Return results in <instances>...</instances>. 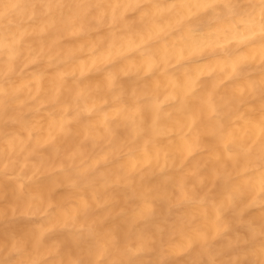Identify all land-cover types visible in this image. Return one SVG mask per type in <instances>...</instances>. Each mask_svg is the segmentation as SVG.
Listing matches in <instances>:
<instances>
[{
    "label": "clouds",
    "instance_id": "9594fccd",
    "mask_svg": "<svg viewBox=\"0 0 264 264\" xmlns=\"http://www.w3.org/2000/svg\"><path fill=\"white\" fill-rule=\"evenodd\" d=\"M0 264H264V0H0Z\"/></svg>",
    "mask_w": 264,
    "mask_h": 264
}]
</instances>
